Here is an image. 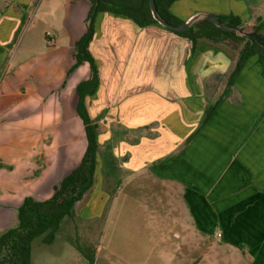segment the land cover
I'll use <instances>...</instances> for the list:
<instances>
[{
  "label": "crops",
  "instance_id": "obj_1",
  "mask_svg": "<svg viewBox=\"0 0 264 264\" xmlns=\"http://www.w3.org/2000/svg\"><path fill=\"white\" fill-rule=\"evenodd\" d=\"M36 1L0 0V234L16 225L23 197L49 198L86 147L76 87L90 69L87 62L73 66L90 0H67L63 7L48 1L40 10L55 26L33 28L29 37L40 53L17 57L13 43ZM170 11L183 21L199 12L233 15L241 28L264 36V0H176ZM94 29L89 51L99 82L84 104L97 124V159L106 148L115 162L122 160L115 174L148 173L178 186L197 231L213 238L216 228L219 241L241 242L250 264H264V77L258 54L247 58L228 86L237 56L231 47L204 39L193 46L164 27H139L108 11L97 13ZM181 81L185 93L219 95L214 102L206 98L198 122L183 113ZM190 100L184 102L192 112ZM133 179L137 186L142 178ZM95 184L96 178L75 204L74 219L97 218L110 198L101 182V209L90 208L97 204L93 196L85 198ZM255 240H261L257 246Z\"/></svg>",
  "mask_w": 264,
  "mask_h": 264
},
{
  "label": "rangeland",
  "instance_id": "obj_2",
  "mask_svg": "<svg viewBox=\"0 0 264 264\" xmlns=\"http://www.w3.org/2000/svg\"><path fill=\"white\" fill-rule=\"evenodd\" d=\"M48 1L51 0L36 1L29 14H26L22 29L13 43L17 57L26 58L27 55L40 53V46L37 43L33 45L29 37L33 28L38 31L40 29L37 27L41 25L46 29L48 25L55 26V20L52 22L45 17V10H40ZM58 1L61 2V7L67 2ZM61 16L64 17L63 14ZM182 53L181 45L180 55L185 66L186 58ZM158 79L156 76L151 80V86L156 87ZM196 80L202 86V79ZM219 81L224 83L225 79ZM180 86L179 98L183 113H192L197 122L206 106V98L209 97L214 102L219 96L188 94L184 90L187 89L186 84L181 81ZM188 98L191 99L190 102L193 103L194 99L196 103H193L195 107L193 106L192 112L188 103L184 102ZM121 161L115 162L109 157L107 149L102 148L97 159L99 167L97 166L95 173L96 184L85 200L93 196L91 201L97 205L90 204L89 207L100 211L103 203L99 200L102 195L99 189L101 182L110 198L105 199L97 218L65 217L53 243L44 244L41 237L34 239L32 264H88V257L92 258L93 264H250V255L242 251L244 247L239 245L241 242L238 244L225 239L227 243L237 247L236 249L224 241H219L223 237L222 234L218 235L220 231L216 228L212 231L213 238L208 232L204 234L196 230L193 216L186 209V201L178 186L160 183L148 173L137 176L115 174L118 171L117 168L115 170V163L117 166V162L121 164ZM162 162L156 165L162 166ZM133 177L142 178L137 186L133 183ZM84 201L78 206L81 212L85 207ZM229 224L232 226L233 222ZM260 241L255 240L253 245L257 246ZM245 245L248 250L252 247Z\"/></svg>",
  "mask_w": 264,
  "mask_h": 264
},
{
  "label": "trees",
  "instance_id": "obj_3",
  "mask_svg": "<svg viewBox=\"0 0 264 264\" xmlns=\"http://www.w3.org/2000/svg\"><path fill=\"white\" fill-rule=\"evenodd\" d=\"M175 1L154 0V3L157 13L162 19L169 24L178 26L184 21L170 11V6ZM102 11L125 16L139 27L161 26L151 15L149 0H90L86 31L75 42V64L73 66L75 68L83 62H87L90 69L89 78L81 81L76 87L78 95L76 111L83 121L86 138L84 153L80 161L60 179L49 198L38 200L30 195L23 197L16 209V225L7 228L0 234V264H31L34 239L41 237L44 244H51L62 220L65 217H75V204L93 185L97 166V124L89 117L84 98L86 95L94 94L98 87V70L94 57L89 51V42L95 31V17ZM218 18L231 26L241 25V21L233 15H218ZM169 31L189 39L193 46L199 39H204L235 49L237 56L227 80L228 86L232 85L247 58L255 53L258 54V61L261 64L264 77V47L249 38L224 31L206 19L196 21L186 31ZM254 31L264 39L257 29ZM86 257L88 256L86 255ZM88 258V264H93L92 258Z\"/></svg>",
  "mask_w": 264,
  "mask_h": 264
},
{
  "label": "water",
  "instance_id": "obj_4",
  "mask_svg": "<svg viewBox=\"0 0 264 264\" xmlns=\"http://www.w3.org/2000/svg\"><path fill=\"white\" fill-rule=\"evenodd\" d=\"M149 7H150V12H151L153 19L159 25H161L162 27L168 30L186 31L190 27H192V25L196 21L206 19L224 31L233 32L238 36H244L246 38L251 39L253 42H256L258 45L264 47V39L261 36H259L257 32H255L254 30H247L245 28H241L240 26H231L223 21H220L218 16L199 12V13H195L191 15L187 20L183 22V24L175 26V25L169 24L168 22H166L164 19H162L159 16V14L157 13L156 7H155L154 0H149Z\"/></svg>",
  "mask_w": 264,
  "mask_h": 264
},
{
  "label": "built area",
  "instance_id": "obj_5",
  "mask_svg": "<svg viewBox=\"0 0 264 264\" xmlns=\"http://www.w3.org/2000/svg\"><path fill=\"white\" fill-rule=\"evenodd\" d=\"M219 235V234H218Z\"/></svg>",
  "mask_w": 264,
  "mask_h": 264
}]
</instances>
